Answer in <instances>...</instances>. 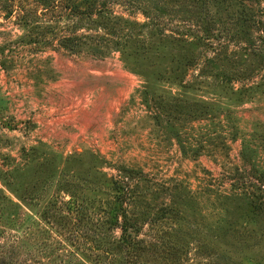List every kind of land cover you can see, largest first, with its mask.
I'll return each mask as SVG.
<instances>
[{
  "label": "rangeland",
  "instance_id": "374dc122",
  "mask_svg": "<svg viewBox=\"0 0 264 264\" xmlns=\"http://www.w3.org/2000/svg\"><path fill=\"white\" fill-rule=\"evenodd\" d=\"M0 264H264V0H0Z\"/></svg>",
  "mask_w": 264,
  "mask_h": 264
},
{
  "label": "trees",
  "instance_id": "16d2710c",
  "mask_svg": "<svg viewBox=\"0 0 264 264\" xmlns=\"http://www.w3.org/2000/svg\"><path fill=\"white\" fill-rule=\"evenodd\" d=\"M60 41H62V43H64V45H69L72 40H71V38H63V40L60 39Z\"/></svg>",
  "mask_w": 264,
  "mask_h": 264
}]
</instances>
